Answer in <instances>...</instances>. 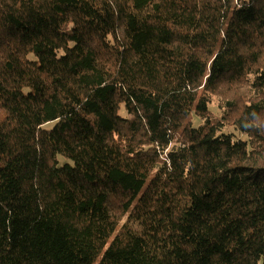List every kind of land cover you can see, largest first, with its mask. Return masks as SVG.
<instances>
[{"label": "trees", "instance_id": "16d2710c", "mask_svg": "<svg viewBox=\"0 0 264 264\" xmlns=\"http://www.w3.org/2000/svg\"><path fill=\"white\" fill-rule=\"evenodd\" d=\"M0 264H264V0H0Z\"/></svg>", "mask_w": 264, "mask_h": 264}, {"label": "rangeland", "instance_id": "374dc122", "mask_svg": "<svg viewBox=\"0 0 264 264\" xmlns=\"http://www.w3.org/2000/svg\"><path fill=\"white\" fill-rule=\"evenodd\" d=\"M211 110L215 113H218L217 109H215V108H211ZM192 122L194 125H196L199 121L195 117H193ZM48 128H50V126ZM227 132L233 133L235 135V137H237V138H241V139L243 138V136H241L239 133H237L233 129H227Z\"/></svg>", "mask_w": 264, "mask_h": 264}]
</instances>
